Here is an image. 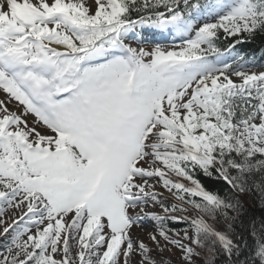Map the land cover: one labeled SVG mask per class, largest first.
<instances>
[{
	"label": "snow or ice",
	"instance_id": "6c2138e0",
	"mask_svg": "<svg viewBox=\"0 0 264 264\" xmlns=\"http://www.w3.org/2000/svg\"><path fill=\"white\" fill-rule=\"evenodd\" d=\"M257 39L264 0H0V264H264Z\"/></svg>",
	"mask_w": 264,
	"mask_h": 264
},
{
	"label": "trees",
	"instance_id": "16d2710c",
	"mask_svg": "<svg viewBox=\"0 0 264 264\" xmlns=\"http://www.w3.org/2000/svg\"><path fill=\"white\" fill-rule=\"evenodd\" d=\"M237 47L241 48L246 54H252L258 59L264 60V41H261L260 39H257L251 44L237 45Z\"/></svg>",
	"mask_w": 264,
	"mask_h": 264
},
{
	"label": "rangeland",
	"instance_id": "374dc122",
	"mask_svg": "<svg viewBox=\"0 0 264 264\" xmlns=\"http://www.w3.org/2000/svg\"><path fill=\"white\" fill-rule=\"evenodd\" d=\"M137 231L139 232V230L137 229Z\"/></svg>",
	"mask_w": 264,
	"mask_h": 264
},
{
	"label": "bare ground",
	"instance_id": "6f19581e",
	"mask_svg": "<svg viewBox=\"0 0 264 264\" xmlns=\"http://www.w3.org/2000/svg\"><path fill=\"white\" fill-rule=\"evenodd\" d=\"M139 230V229H138ZM140 231V230H139Z\"/></svg>",
	"mask_w": 264,
	"mask_h": 264
}]
</instances>
